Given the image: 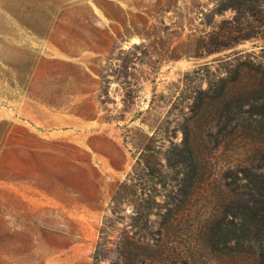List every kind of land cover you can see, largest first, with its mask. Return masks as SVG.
<instances>
[{
    "label": "rangeland",
    "instance_id": "rangeland-1",
    "mask_svg": "<svg viewBox=\"0 0 264 264\" xmlns=\"http://www.w3.org/2000/svg\"><path fill=\"white\" fill-rule=\"evenodd\" d=\"M222 1L0 0V121L86 151L100 192L93 208L80 205L68 215L79 225V242L56 249L41 240L43 229L50 228L45 220L58 237L60 202L26 183H0V264L16 259L23 264H181L186 257L190 264H257L253 250H214L205 236L207 225L221 214L227 194L223 173L237 162L236 141L217 145L196 129L202 166L189 198L178 194L175 178L165 170V153L181 141L180 127L196 93L220 78L231 80L239 66L248 82L264 71V23L259 21L264 0L251 11L252 24L261 26L255 36L206 53L209 37L234 16L230 9L214 13ZM51 34L89 40L62 44L76 55L69 57L48 41ZM92 37L100 40L94 43ZM27 53L78 59L108 77L114 102L107 105V115L88 121L69 113L66 105L28 98L11 83L5 64L20 62ZM98 108L100 118L104 107ZM203 125L198 122V128ZM259 131H252L253 145L262 150ZM19 217L35 221L36 230L30 253L13 258L23 237L15 232Z\"/></svg>",
    "mask_w": 264,
    "mask_h": 264
},
{
    "label": "trees",
    "instance_id": "trees-1",
    "mask_svg": "<svg viewBox=\"0 0 264 264\" xmlns=\"http://www.w3.org/2000/svg\"><path fill=\"white\" fill-rule=\"evenodd\" d=\"M262 1L220 2L214 13L221 14L230 9L234 11V16L232 20L222 21L218 31L209 37L206 53L228 48L255 36L256 27L261 26L253 25L250 15L256 4ZM261 11L263 17L259 21L264 23V9ZM51 36L48 41L69 57L76 55L62 44L66 41L69 45L79 41L87 44L89 40L75 36L63 39ZM90 39L94 43L100 40L96 37ZM5 64L9 68L11 83L27 93L28 98L55 107L66 105L69 113L82 119L92 121L105 117L109 111L107 105L114 102L108 94L109 78L101 75L96 68H87L78 59L46 58L27 53L20 62ZM242 69L239 66L231 71L232 81L227 77L220 78L217 82H210L206 90L196 93L190 105L191 114L180 127L181 141L171 144L165 153V170L175 178L178 194L189 198L202 166L197 152L196 129L213 137L217 145L230 144V139L235 140L238 144L237 162L229 164L223 173L227 194L222 197L220 216L207 225L206 241L214 250L228 248L241 251L249 248L253 250L256 263L264 264V149L254 148L252 134V131L260 129L258 134L264 135V71L260 72L259 78L254 74L252 81L248 82L243 78ZM119 73L122 77L124 69ZM239 74H242L240 79ZM99 106L104 107L100 118ZM200 121L204 125L198 128ZM237 126L240 129H236ZM96 173L86 151L73 143L63 138H43L22 125L0 121V183H26L60 202L58 210H61L62 220L58 237L51 231L54 228L50 226L52 222L45 220L50 228L43 229L49 234H42L43 245L57 249L79 242V225L68 215L80 205L94 207L93 203L100 195ZM146 212L151 214L150 210ZM171 213L166 216L171 217ZM18 220L15 232L23 237L11 252L13 258L30 253L28 244L32 232L36 230L33 226L35 221L27 219L24 222L21 217ZM17 261L4 264H23ZM181 262L190 264L187 257ZM174 263L159 261L156 264ZM141 264L150 263L143 260Z\"/></svg>",
    "mask_w": 264,
    "mask_h": 264
}]
</instances>
